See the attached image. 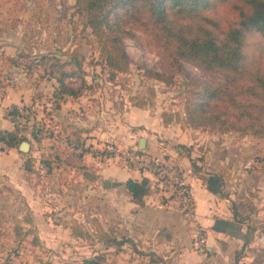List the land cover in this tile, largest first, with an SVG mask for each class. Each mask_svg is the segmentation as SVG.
<instances>
[{"label": "rangeland", "instance_id": "1", "mask_svg": "<svg viewBox=\"0 0 264 264\" xmlns=\"http://www.w3.org/2000/svg\"><path fill=\"white\" fill-rule=\"evenodd\" d=\"M73 3L74 0H0V49L3 47L13 54L11 62L3 55L0 60V96L9 95V100H14L15 95L18 97L17 103L11 101L7 107L9 111L15 110L11 119L18 122L19 135L30 142L28 150H19L18 161L24 174L35 181L36 191L45 196L49 221L62 226L69 224L85 233L83 237L75 236L78 243H64L65 246L58 247L63 255L59 254L57 261L51 259V249L44 250L50 253L39 257V263L81 264L83 257L99 253L103 255L100 264H170L174 255L181 251V245L176 241L167 240L172 237V231L163 228L143 241L135 231H125V227L119 224L120 219L111 214L107 206L103 184V180L107 179V166L129 169L99 156L98 150L104 147V139L86 133L87 124H77V118L98 121L97 114L101 108L98 96L103 92L99 77L105 72L108 76V70L100 62L98 43L89 27L85 26L84 14L74 11ZM207 14L220 20L222 25L237 18L229 2L215 5ZM127 30L134 34L133 37L123 36L130 64L128 71L117 73L111 81L117 85L116 89L121 87L129 98L135 100L146 98L147 103L155 97L161 113L170 114L171 121L207 132L215 140L223 142L224 149L239 142L230 158L238 159L240 182L254 188L247 191L248 195L251 198L255 196V209H262L264 137L245 129L222 132L218 125H189L184 103L187 90L198 88V82H214L217 76L212 77L194 61L175 57L173 49L152 34L131 28ZM245 39V50L249 56L264 64V38L258 33L247 32ZM45 52L57 53L59 58L69 61V68L78 71L77 76L65 79L76 94L64 93L54 100L53 89L59 86L56 81L44 78L46 76L37 61L39 54ZM147 70L163 73L169 76V81L150 76ZM95 76L98 79L94 80ZM223 103L218 99L215 106L224 108ZM31 130L39 132L37 137L32 136ZM70 139L88 144V148L95 145L99 149L92 148L91 154L78 153L67 143ZM204 149L205 143L195 146L197 152L194 158H203ZM26 164H30L29 169H25ZM214 170L209 167L205 173ZM85 173L92 177H87ZM215 173L220 176L221 170ZM8 210L7 203H0V259L6 260L13 252L14 257L10 258L12 264H24L25 249H32L28 241L33 240L34 233H25V225L18 218L15 220V215ZM240 215L245 217L241 212ZM248 218L259 220L250 215ZM125 236L131 237L133 242L106 244L107 238ZM201 248L197 249L204 252L205 245Z\"/></svg>", "mask_w": 264, "mask_h": 264}, {"label": "crops", "instance_id": "2", "mask_svg": "<svg viewBox=\"0 0 264 264\" xmlns=\"http://www.w3.org/2000/svg\"><path fill=\"white\" fill-rule=\"evenodd\" d=\"M2 49L5 48L0 49V60L3 55L11 62L12 52L5 49L2 53ZM74 76L77 74L67 78ZM44 78L55 81L52 77ZM99 78L103 84V92L98 96L101 106L97 114L98 121L77 118V124H87L86 133L115 142L121 148L139 149L152 156L178 162L184 168L191 184L196 203V220L205 234V251L200 252V249L194 246V228L191 223L178 211L159 203L160 193L147 194L143 205L131 200V195L122 182L127 177L138 180L148 177L152 182L151 172L125 170L111 165L107 166V179L103 180V184L107 180L104 193L107 195L109 211L120 219L119 224L125 227V231H135L143 241H147V236H155L163 228L172 231V237L167 240L176 241L181 245V251L174 255L170 264H264V244L260 246L257 243L260 231L264 233V207L255 209V196L251 198L248 195L249 190L254 188L243 185V181L240 182L238 159L230 158L240 143L228 144L230 146L224 149L225 144L215 140L207 132L183 126L179 122L165 123L161 116L162 109L155 97L151 99V103L138 106L135 99L129 98L124 89H116L117 85H113L106 72ZM14 97V100H9V95L0 96V130H9L14 125V121L7 116L9 112L15 113V110L9 111L7 107L11 101H19L16 95ZM141 137L144 138L143 147L139 148ZM177 143L184 146V152L179 155L174 149ZM201 143H205V149L203 158L199 160L194 158L197 152L195 146ZM19 150L18 146L8 147L0 140V203H7L8 212L15 215V220L18 218V221L25 225V233H34L33 240L28 241L33 250L25 249L24 264H40L39 257L50 252H53L51 259L57 261L56 257L63 255L58 247L65 246L64 243L75 244L79 240L75 237L77 235L72 233L71 225L62 226L49 221L48 203L45 196L36 191L33 178L24 174L18 161ZM209 167L215 170L205 173V169ZM216 170H221L220 176L215 173ZM240 212L245 214V217H241ZM248 215L259 220L251 221ZM217 218L234 220L239 226L238 232L214 229L213 224ZM243 235H247V243L244 242ZM46 249L51 251L47 253L44 251Z\"/></svg>", "mask_w": 264, "mask_h": 264}, {"label": "trees", "instance_id": "3", "mask_svg": "<svg viewBox=\"0 0 264 264\" xmlns=\"http://www.w3.org/2000/svg\"><path fill=\"white\" fill-rule=\"evenodd\" d=\"M224 2H229L237 14V18L227 25L207 14L215 5ZM73 7L77 13L84 14L85 26L89 27L98 43L100 62L107 68L111 81L117 73L129 69L123 36L133 37L134 34L127 29L152 34L173 49L175 57L194 61L212 77L217 76L214 82H198V88L187 90L184 103L189 125H218L222 132L245 129L264 137V64L254 61L245 50L247 32L258 33L264 38V0H74ZM59 57L54 52H48L39 55L37 60L43 75L54 78L59 86L53 89L54 100L64 93L76 94L65 79L78 71L69 68V61ZM147 71L150 76L169 81V76L163 73ZM218 99L224 102V108L215 106ZM147 102L146 98L135 100L138 106ZM161 116L165 123L172 120L166 112H162ZM16 123L14 121L9 130H0V140L5 146L17 147L22 140H26L25 136L19 135L20 128ZM31 132L34 137L39 133L37 130ZM29 168L30 164H26L25 169ZM85 175L92 177L87 173ZM122 184L130 193L131 200L140 205L151 192L148 177L140 180L127 177ZM213 228L235 233L239 226L234 220L217 218ZM72 233L85 236L75 226H72ZM243 236L247 243V235ZM125 242H133V239L125 236L106 240L107 245H122ZM238 256L239 252L236 258ZM102 260L103 255L97 253L83 258L80 263L100 264Z\"/></svg>", "mask_w": 264, "mask_h": 264}, {"label": "built area", "instance_id": "4", "mask_svg": "<svg viewBox=\"0 0 264 264\" xmlns=\"http://www.w3.org/2000/svg\"><path fill=\"white\" fill-rule=\"evenodd\" d=\"M13 114L14 113H9L7 116L13 118ZM67 143L78 153L88 152L91 154V149L95 148V145H91L88 148V144L78 143L73 139L68 140ZM102 143L104 147L98 150L99 156L106 159L107 162L119 164L129 170H145L153 174L150 193H160L161 198L159 199V203L177 210L191 223L194 228V246L201 248L204 245L205 234L196 220L195 198L184 168L178 162L158 158L143 151H139V149L121 148L115 142L107 139H104ZM174 149L178 155L184 152V146L180 143L175 144ZM257 243L260 246L264 244V233L261 231L257 237ZM13 257L14 253L12 252L8 258L2 260L0 264H12L10 258Z\"/></svg>", "mask_w": 264, "mask_h": 264}, {"label": "water", "instance_id": "5", "mask_svg": "<svg viewBox=\"0 0 264 264\" xmlns=\"http://www.w3.org/2000/svg\"><path fill=\"white\" fill-rule=\"evenodd\" d=\"M143 140L144 138H140V143H139V148H142L143 147ZM30 147V142L27 141V140H22L19 145H18V148L21 150V151H26L28 150ZM104 185L107 186V180L104 181Z\"/></svg>", "mask_w": 264, "mask_h": 264}]
</instances>
